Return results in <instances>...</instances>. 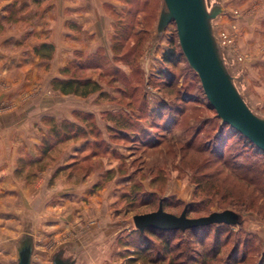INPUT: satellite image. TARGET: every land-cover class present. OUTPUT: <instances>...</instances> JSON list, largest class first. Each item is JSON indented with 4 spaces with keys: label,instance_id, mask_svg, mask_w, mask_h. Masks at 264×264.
<instances>
[{
    "label": "rangeland",
    "instance_id": "obj_1",
    "mask_svg": "<svg viewBox=\"0 0 264 264\" xmlns=\"http://www.w3.org/2000/svg\"><path fill=\"white\" fill-rule=\"evenodd\" d=\"M53 1L0 0V158L8 155L13 165L11 178H0V264H18L16 245L28 231L35 243L32 264H52L51 255L61 247L90 248L83 240L87 230L105 228L96 223L91 200L116 177L117 191L105 214L112 217L103 241L110 253L101 257L89 251L84 264H146L131 262L134 251H124L127 245L140 247L133 216L156 210L157 198L167 190L172 203L179 202L168 208L175 215L205 199L194 197L192 183L202 158L193 151L184 156L181 149H189L193 138L194 146H210L222 122L185 59L163 62L178 37L174 23L157 36L162 0L106 5L107 38L98 41L82 32L77 43L83 50L74 51L72 61L68 0H60L58 16ZM215 1L226 10L214 28L216 35L231 37L223 47L228 67L234 76L243 75L239 90L264 118V0L209 3ZM51 37L60 47L54 59L55 46L41 44ZM71 79L96 82L99 91L81 97L56 90L59 80ZM93 174L98 181L81 200L71 185L79 187ZM152 178L157 179L152 183ZM150 184L159 189L155 199L149 197ZM241 214L242 225L213 227L204 236L210 247L216 236L221 243L230 238L225 256L246 242L247 264H261L264 220ZM190 242L191 249L201 250Z\"/></svg>",
    "mask_w": 264,
    "mask_h": 264
},
{
    "label": "trees",
    "instance_id": "obj_2",
    "mask_svg": "<svg viewBox=\"0 0 264 264\" xmlns=\"http://www.w3.org/2000/svg\"><path fill=\"white\" fill-rule=\"evenodd\" d=\"M173 45L175 47L164 56L163 62L167 65H174L175 59L177 62L184 58L178 43L173 42ZM175 49L179 52V56L176 58L174 56ZM194 74L197 76L195 72ZM161 75L164 74L161 73ZM58 85L56 90L65 95L73 94L88 97L90 94L99 91L98 84L91 80L84 83L75 79L59 80ZM208 107L213 110L209 102ZM231 139L232 142L229 144ZM212 141L210 146L206 142H200L194 146L195 138H193L188 145L189 149H181L184 156L187 155L188 151H193L197 157L202 158V161L198 162L195 168L192 183L195 186L194 197L196 199L205 197V199L200 203L184 205L183 210L187 208V217L208 216L213 213L212 208L216 207L221 211L233 210L237 212L241 216V225L243 223L241 213H256L264 220V154L260 153L258 148L247 138L227 124H221ZM155 179L157 178L151 179L152 183ZM150 185L149 197L155 199L159 189L155 187L156 185ZM157 200L158 207L162 201L163 208L168 213H171L168 208L177 206L179 203L173 204L168 197H160ZM149 205V202H144V206ZM205 209L207 210L205 211ZM156 210L140 214L151 213ZM213 227L219 229L220 227L229 228L231 226L211 225L189 229L186 232L155 229H146L144 232H140L137 230L135 234L141 242L140 247L137 250H132L133 247L127 245L124 251H134L135 254L129 258L131 262L143 260L146 264H157L163 260L168 261V264H247L250 257L248 251L250 246L246 242L238 246L235 244L226 256L224 251L229 246L230 238L227 237V240L221 243V237L217 238L216 236L214 245L209 246L208 238L204 236L205 232L203 231ZM188 234L191 235L190 240L184 242L183 238ZM190 241L200 246L201 250L191 249ZM240 251L242 254L239 257L237 253ZM263 260L261 264H263Z\"/></svg>",
    "mask_w": 264,
    "mask_h": 264
},
{
    "label": "water",
    "instance_id": "obj_3",
    "mask_svg": "<svg viewBox=\"0 0 264 264\" xmlns=\"http://www.w3.org/2000/svg\"><path fill=\"white\" fill-rule=\"evenodd\" d=\"M224 6L209 0H162L156 33L162 36L172 23L188 66L197 74L203 92L222 124H227L264 154V118L257 115L242 96L238 83L243 75L234 76L225 51L215 34L214 22L224 15ZM136 230L182 231L211 225H241V216L233 210L213 212L199 218L187 217V208L180 215L164 210L162 201L156 211L133 216ZM18 264H32L35 251L33 234L28 231L16 245ZM52 264H80L70 247H61L51 255Z\"/></svg>",
    "mask_w": 264,
    "mask_h": 264
},
{
    "label": "crops",
    "instance_id": "obj_4",
    "mask_svg": "<svg viewBox=\"0 0 264 264\" xmlns=\"http://www.w3.org/2000/svg\"><path fill=\"white\" fill-rule=\"evenodd\" d=\"M118 2H119L118 0H68L66 2L67 4H64V6L68 7V10H71V15L67 17V19L71 21V61L74 57L73 56L74 51H76L77 49L83 50L84 46H81L77 43V40L81 39L80 34L82 32L87 31L91 34L93 33L98 41L102 39V36L103 39L107 38L108 34L110 33V30L107 29L108 14L105 12L104 8L106 5L114 6L116 8ZM52 5H53V10L54 9L56 10L55 13L57 14L56 16H58V11L61 7L60 0L53 1ZM55 38L56 37H51V40L49 42H41V44L45 43L46 45L55 46L56 51L53 59L59 56V48H60L58 44H56V42L54 41ZM11 163L12 160L9 158L8 155H5L4 157L0 158L1 179L5 178L7 174L8 176L9 174H11L10 171L13 168V165ZM113 167L114 166H110L109 171L113 170ZM9 178H11V176H9ZM97 181H98L97 174H93L91 177L88 178V180L85 183H83L79 187L77 186L75 187L71 185V190L74 188L73 191L75 195L78 197H82L81 200H84L83 197H85L86 199L87 196L86 194L87 193L90 194L91 189H93V186L96 185ZM117 181L118 179L116 177L113 182L107 185V187H105L101 191H98V194L101 195L100 197L95 196L91 200V204L95 209L94 213L97 216L96 217L97 220H95L96 223L99 224L101 228L105 226L104 230H102L103 233L98 231L96 228L95 229L89 228L85 233L83 240L90 243L91 245L90 248H85L82 251L80 248H77L76 249L77 251H74L72 249V246L70 247L71 253L77 254L79 256L80 264H84L85 262L84 258L87 257L89 251H91L92 253L91 255H95V256L97 255L101 257L107 256L110 253V251L108 250L109 246L105 244L103 241H105L104 238L108 236V234L106 233L107 226L112 223V217L110 215L106 216L105 214H107L108 205L110 204V201H112L114 198L111 194L114 191H117L116 190L117 186H115ZM5 182H10V181L5 180ZM170 193L171 192L167 190V192L163 193L162 196L169 197L171 196Z\"/></svg>",
    "mask_w": 264,
    "mask_h": 264
},
{
    "label": "built area",
    "instance_id": "obj_5",
    "mask_svg": "<svg viewBox=\"0 0 264 264\" xmlns=\"http://www.w3.org/2000/svg\"><path fill=\"white\" fill-rule=\"evenodd\" d=\"M238 15V12H235ZM221 45L224 47L227 43L231 42V37L226 32H222L220 35H216Z\"/></svg>",
    "mask_w": 264,
    "mask_h": 264
}]
</instances>
